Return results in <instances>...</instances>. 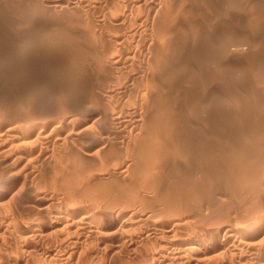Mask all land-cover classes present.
I'll use <instances>...</instances> for the list:
<instances>
[{
    "label": "bare ground",
    "instance_id": "obj_1",
    "mask_svg": "<svg viewBox=\"0 0 264 264\" xmlns=\"http://www.w3.org/2000/svg\"><path fill=\"white\" fill-rule=\"evenodd\" d=\"M212 1L55 0L46 5L53 12H98L92 25L75 23L48 36L72 44L91 34L96 51L82 59L87 73L70 69L77 85L65 97L70 114L65 121L48 117L38 124L29 115L23 124L16 119L19 124L6 118L0 166L8 167V174L0 177V202L15 194L20 200L3 211L0 234L15 246L6 248L10 255H0L2 264H18L20 255L29 259L24 264H90L84 253L95 244L106 249L103 264H119L124 252L131 257L127 264H264V0H247L251 18L245 22L240 5L225 1L229 9L223 11L239 15L221 41L214 36L210 55L185 45L193 38L211 39V30L194 25L191 14L187 24L174 15L198 10L199 2L212 9ZM163 13L170 17L159 24ZM215 20L213 27L224 23ZM177 28L182 44L175 38ZM226 40L256 49L251 59L236 51L235 57H248L249 64L236 73H229L234 53ZM29 50L25 45L16 54L23 58ZM246 75L254 78L253 87L232 83ZM73 89L82 90L84 98L73 100ZM56 145L69 167L63 172L67 185L52 177L61 187L50 191L30 160L44 163L47 147ZM95 160L98 172H88ZM20 164L30 175L24 185L9 172ZM214 188L234 196L240 207L207 220L197 210L210 207Z\"/></svg>",
    "mask_w": 264,
    "mask_h": 264
},
{
    "label": "rangeland",
    "instance_id": "obj_2",
    "mask_svg": "<svg viewBox=\"0 0 264 264\" xmlns=\"http://www.w3.org/2000/svg\"><path fill=\"white\" fill-rule=\"evenodd\" d=\"M225 1H228V0H222V1L213 0L212 2H214V5L213 4L211 5L212 9H211V7L208 8V5H205L204 2L195 3V4H200V7L198 10L192 11L190 13L178 12L183 17L180 15H176L178 13H176L174 15L177 18H179V20L183 21L184 24H187L186 21L188 23L194 22L193 23L194 25L196 23L201 24L206 29L205 31L211 30V33L213 34V36L209 37L211 39H207V38L205 39L204 36L202 38H198V39L193 38V39H191V41L193 40L195 43L193 41H192L193 43L191 41H189L188 45H185L186 47L190 46V48H191L195 45L198 48V50L200 49L199 50L200 53L204 52L205 54L208 53L210 55H213L212 52L215 51L214 44L216 41L214 39V36H215V38H218L219 41H221V33L224 32L226 29L232 27L234 25V22L236 19L235 15H237V16L239 15L238 12H234V14L231 12V14H230V12L228 11L225 13V11L227 9H229L228 3L231 4L230 3L231 0H229L230 2L228 1V3H225ZM232 1H234V4H236V5L239 4L240 8H242L241 19H243V22H245L246 20H250L249 18H251V16L248 14V11L246 10L247 5H248V4L246 5L247 0H244V1L240 0V2H239V0H232ZM53 2H55V0H53V1H51V0H35V1L34 0H0V129H1L0 132L4 131V129H6L8 127V123H9L8 120L14 121V122L16 121L19 124L21 122V124H23L22 121L24 122V120L29 115H32L31 119H34L35 122L40 120V122L38 124H41L44 120H47L48 117H49V119L51 118L53 121H55L57 123H58V120H61V121L64 120L65 121V119L69 118V116H70L69 113L67 114L68 106H67V103L65 102V97H67L69 95L70 86H72V84L77 85V79H76V77H74L75 73H71L70 69L72 66L76 67V68H74L73 71H77L78 75L80 73L84 74V73L88 72L86 70L88 68L87 67L85 68V65L83 64L82 59L84 60V58H88V56H85L86 53L91 56L92 52L96 51V46H95L96 41L93 40V36H91V34L89 35L87 33H84L89 38H87V36L84 37V35H82L83 40L81 39V41H79V42L77 41L76 43H72V44H67L68 42H61V41H58L60 43H57V41L53 40L52 38H49L50 37L49 34H51V32H53V30H55L56 28L63 30L64 28H69L71 24H75V23L76 24L81 23L82 25L86 26V25H88V22H89V24L92 25L93 24L92 22H94L93 20L96 17V16L94 17V15H96L95 13L98 14V12L91 11L88 14V13H86V12H88L87 9H82V10H77V11H75L76 9H73L74 10L73 11V10L67 9V8H64V10H61V11L58 10L57 12H53L52 10H49V6L48 7L46 6V5L54 4ZM216 2L218 4H216ZM62 3L64 4V2H61V4ZM244 3L246 5V7H245ZM220 4H222V5H220ZM224 4H227V5L225 6ZM35 8H38L40 11L45 10L46 12H44L42 14H38V16H36L37 13L36 14H34V13L38 9L34 10ZM167 9H169V8H167ZM224 9H225V11H223ZM47 11H49V12H47ZM79 11H80V13H79ZM246 11H247V13H246ZM62 12H64V13H62ZM78 13H79V15H78ZM183 13H184V15H183ZM213 13H214V15H213ZM189 14H191V16H192L191 18L193 21H191V22H190L191 18L189 16ZM68 15H70V16H68ZM231 15H234V17H232ZM214 16L216 18H219L221 21H224V23H221L222 25L224 24L223 26L221 25L222 27L216 26L218 29H216V27H213V25L216 21ZM220 16H222V17H220ZM166 17L169 19L170 16H168V14H164V13L160 14V17L158 16V18H157L158 19L157 22L159 24H160V22L162 24H164L165 22L168 21V19ZM233 18H235V19H233ZM231 22L233 24H231ZM228 25H229V27H228ZM177 27H180V26H177ZM177 29L178 30H175V32H176V35L177 34L178 35L176 36L174 33L173 34L175 35V38L178 39L179 44H182L183 43V40L181 37L182 33H180L182 30H181V28H177ZM244 32L248 33V31H246L245 28H244ZM179 34H181V35H179ZM46 36L47 37L49 36V37L47 38ZM39 37H41L40 41L37 43H34V40H36ZM203 39L205 40L204 42H203ZM197 40L199 43L196 42ZM222 42H224V39L222 40ZM179 44L177 45L178 47H179ZM224 44L227 47L229 46L231 48V49L227 48V50H230L234 53V54H232L233 55L232 58H234V59L228 61V63L230 62L231 64L234 65L233 66L231 64H228L229 73L231 71L233 73H236L235 70H238L240 65L241 66H247V64H248V57H239V56L235 57L236 56L235 54H237V52L243 53V51H244V52H246V54L247 53L250 54V59L253 57V54H256V49L250 48V47L245 46V45L244 46L239 45V46L234 47L231 44V42L227 41V40ZM25 45H28V48L30 50L28 51V53L25 54V56L23 58H20L17 56L16 53L19 50V48H21L22 46H25ZM200 46L203 48V50ZM159 47L161 49V46H159ZM246 47H247V49H246ZM241 49L243 51H241ZM188 50H189V47H188ZM83 53H85V54L83 55ZM189 53L192 54L191 52H189ZM260 54L263 55V56L262 55L261 56L264 59V50H263V53L261 51ZM186 56H187V54H186ZM245 61L247 62V64L245 63ZM67 62H68V64H67ZM72 63H73V65H72ZM77 63H79L81 65H79ZM226 63H227V61H226ZM213 67H214V70H216L215 65H213ZM208 68H211V67L209 66ZM233 73L231 74V78H233L235 75V74L233 75ZM68 74H71V75L66 76ZM64 75H65V77H64ZM71 77H72V79H70ZM243 80H239V81L235 80L234 82L232 81V83L240 89L244 86H247V87H249V86L253 87L254 86L255 80L253 77L246 75V77L243 78ZM184 82L185 83H182V85L183 84L186 85L184 87L187 88L189 85V82L187 81V79L184 80ZM186 82H188V83H186ZM255 85H256V87L258 86L257 83ZM68 86H69V88H68ZM37 89H39V91H37ZM40 90H41V92H40ZM35 91H37V92H35ZM71 92H72V94H70V95L72 96L73 100L77 99V101H79V100L83 99L85 96L84 94H82L83 93L82 90H79L76 94L73 93V92H76L74 89H73V91L71 90ZM34 93L36 96H34ZM63 93H68V94H63ZM82 96H83V98H82ZM57 108H59V109H57ZM38 112L40 115L37 114ZM43 113L45 116L43 115ZM2 114L6 115V116H4ZM36 114H37V116H36ZM64 115H66V117H64ZM13 116H14V118H12ZM18 117H20V118H18ZM6 118L7 119L9 118V119L7 120ZM16 119L19 120L20 122L17 121ZM20 119H22V120H20ZM92 125L93 124H91V126ZM97 128H98V126H95V128H93L92 131L96 132ZM56 146H57V148H56ZM56 146L55 147L53 146L54 148L52 146L47 147L49 149V150L47 149V151H50V152L53 151L54 153L55 152L56 153L50 154V152H49V154L45 158L44 163H42L40 161L36 162L35 160H32V159L30 160L31 163H34V164H32L33 167H36V170L37 169L40 170L39 174L43 177V179H45L44 180L45 185L50 184L49 185L50 191L55 190L54 185H58V182L61 183V185H67L64 182V179H65L64 175L67 173L69 167L65 163V160L63 158L64 151L61 150L63 148L59 145H56ZM57 149L60 151H58ZM49 155H50V159L48 157ZM57 156H58V158H57ZM60 159H63L62 161H63V163H65V164H62L63 166L61 165L62 161ZM53 161H54V163H53ZM56 162L58 164H55ZM92 163H94L95 167L93 166ZM92 163H91V165L89 164L87 171L90 172L93 169L95 172L94 171H92V172H94V173L98 172L97 171L98 165H99L98 161L95 160V162L93 161ZM59 164L61 165V169H62L61 173L62 174L60 173L61 169L59 167L60 166ZM40 165H42L41 167L45 171L42 170ZM66 167H67V169H66ZM0 168L3 169V172L0 169L1 170L0 171V177H3L6 174H8L7 173L8 167L0 166ZM54 170H55V172H54ZM24 171L27 172L25 166L22 164L16 165L15 167L11 168L9 171L10 173H14V174L17 173L18 185H24L26 182H28V179L30 178L29 173L24 174V173H26ZM41 171H44L45 173H43ZM63 172H65V174H63ZM42 174L46 175V176H43ZM59 174H60V176H59ZM52 177L58 179L57 180L58 182L56 181V179L52 180V179H54ZM71 180L73 181V179H71ZM72 181H70V182L68 181V183L70 184ZM62 182H64V183H62ZM72 184L78 185V181L74 180L72 182ZM61 185H60V187H61ZM214 186H217V185H214ZM64 188L65 187L60 188V189H64ZM222 189L223 188H220V190L214 188L212 190L211 200H213V201L211 202L210 207L205 208V209L201 208V209L197 210V212H199L198 216H200L204 219H207V220L211 219L213 217H216V216L218 218V216H222L225 213H227V210L229 211V208L240 207V201H236L234 196H232V195L228 197V195H230V194L227 195V192L225 190H222ZM222 191L225 192V194L223 193L224 195L222 194ZM19 195L15 194V195H13L14 197L11 196L10 199L8 197V199L7 198H6V200L4 199V202H3V200H2V202H0V208L4 207V208H1L3 210L0 209V223L2 222L3 216H5L3 211H5L7 208H9V206H11L13 204H18V201L20 200L18 197ZM214 196H216V197H214ZM225 200H227V202ZM2 203L3 204L5 203V204L2 205ZM225 204H227V206ZM213 207H216V209H214ZM215 214H216V216H215ZM0 235H1V237H0V255L1 254L2 255L9 254L10 252L6 251V248H8V250H10L15 245L11 239H8V237L4 236L3 234H0ZM96 246L97 247L99 246L98 249ZM95 247L93 246V248L89 249V251H85V253H84L85 255L88 254V260L90 261V262L88 261V263H90V264H103L106 257H107V256H105L106 255L105 254L106 249L104 247H102L100 245H96V244H95ZM103 249H105V250H103ZM129 254L130 253H128V252H124L120 256H118V258L121 260V262L119 261V264H127L128 258H131L129 256ZM36 258H38V257L36 256ZM18 259H19L18 264H24L26 261L29 260L27 258V256H25V255H20L18 257ZM21 261H23V262H21ZM2 263L0 261V264H2ZM59 263L65 264V262H59ZM59 263L57 262L56 264H59ZM26 264H30V262H27Z\"/></svg>",
    "mask_w": 264,
    "mask_h": 264
}]
</instances>
